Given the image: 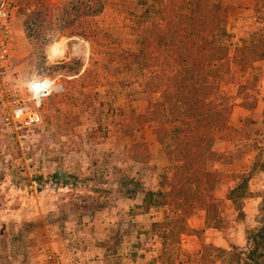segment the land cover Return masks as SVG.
I'll list each match as a JSON object with an SVG mask.
<instances>
[{"label": "rangeland", "instance_id": "obj_1", "mask_svg": "<svg viewBox=\"0 0 264 264\" xmlns=\"http://www.w3.org/2000/svg\"><path fill=\"white\" fill-rule=\"evenodd\" d=\"M49 1L59 27L61 9L75 0ZM211 1L221 5L230 35L223 43L232 60L213 99L225 104L228 125L208 133L212 148L223 155L208 166L218 172L213 197L222 201V227H209L198 206L187 220L198 231L190 242L188 234L174 235L175 226H153L177 217L179 210L145 212L142 192L127 196L132 190H166L165 177H172L166 146L172 135L162 144L156 124L142 116L151 98L159 97L153 94L155 73L120 58L137 49L138 37L160 15L139 0H98L102 11L90 22L84 16L88 0H76L82 15L78 28L102 34L87 39L56 33L38 48L25 32L21 11H32L35 1L9 0L8 56L0 61V264H130L133 254L147 249L158 250V258L169 264H224L219 249L249 250L247 234L260 226L264 204V59L253 62L255 56L246 59L240 49L264 33V0ZM173 4L149 0L156 8ZM176 4L185 7L181 0ZM57 43L66 49L64 58L49 53ZM244 60L253 63L242 72ZM43 77L58 78L66 90L45 100L38 126L20 128L12 111L30 102L33 83ZM235 160L237 168L225 166ZM244 178L250 196L241 217L227 194Z\"/></svg>", "mask_w": 264, "mask_h": 264}, {"label": "trees", "instance_id": "obj_2", "mask_svg": "<svg viewBox=\"0 0 264 264\" xmlns=\"http://www.w3.org/2000/svg\"><path fill=\"white\" fill-rule=\"evenodd\" d=\"M34 1L36 6L32 11H21L26 14L25 32L29 37L36 38L38 48L43 47L40 45L42 40L54 41L56 33L69 37L83 35L87 39H95L102 34L94 27H89L87 31L78 28L82 24V15L76 0L64 4L60 11L63 25L59 27L52 21L54 5L49 0ZM88 2L84 16L93 22L103 7L96 4L98 0ZM176 2L173 0L174 4L169 8H156L149 5V0H139L140 4L147 6L146 11L159 14L160 20L153 22L138 37L136 50L123 51L120 58L129 67L136 65L142 71L152 70L155 73L152 88L153 94H159V97L151 98L142 116L147 122L156 124L155 134L162 144L165 145L166 138L172 135V143L166 144L172 177H165L163 183L168 189L132 190L127 196L136 198L142 192L141 207L145 212L155 207L179 210L177 217L156 222L153 226L164 229L175 226L174 235L180 238L183 234H198V231L188 227L187 222L198 206L205 210V221L209 227H222L219 212L222 201L213 197L218 172L208 166L221 160L223 155L212 148L208 133L228 125L225 104L213 99L218 92V83L232 60L223 43L230 35L223 24L220 3L181 0L185 7L179 10ZM44 20L48 21L46 27L42 26ZM240 50L246 59L250 54L255 56L253 62L263 60L264 33ZM248 65L247 60L239 63L242 72L248 69ZM262 169L264 171V164ZM248 182L249 179L244 178L227 194V199L235 203L241 217L244 216L243 200L250 196ZM168 236L169 233L164 231L162 237ZM247 242L249 250L246 253L236 246L230 250L219 249L224 264H264V204L260 226L248 231ZM245 254L246 258H243Z\"/></svg>", "mask_w": 264, "mask_h": 264}, {"label": "built area", "instance_id": "obj_3", "mask_svg": "<svg viewBox=\"0 0 264 264\" xmlns=\"http://www.w3.org/2000/svg\"><path fill=\"white\" fill-rule=\"evenodd\" d=\"M9 0H0V32H3V39L0 40V61H5L8 56V19L10 15ZM55 45V44H54ZM50 53V51H49ZM66 49L60 51L53 58H64ZM65 86L58 78L43 77L36 80L32 85L30 102H23L14 107L11 118L20 128H33L38 126L42 120L41 109L46 99L60 95L65 92Z\"/></svg>", "mask_w": 264, "mask_h": 264}, {"label": "crops", "instance_id": "obj_4", "mask_svg": "<svg viewBox=\"0 0 264 264\" xmlns=\"http://www.w3.org/2000/svg\"><path fill=\"white\" fill-rule=\"evenodd\" d=\"M227 168H237L239 166L238 161L235 160L234 162H229V164L225 165ZM188 240L190 242H194V239L197 238L196 235H188ZM192 250L195 249H191ZM133 258L131 259L130 264H169L165 260H160L159 257V251L154 249H147V250H141L137 255H132ZM135 256V257H134Z\"/></svg>", "mask_w": 264, "mask_h": 264}, {"label": "bare ground", "instance_id": "obj_5", "mask_svg": "<svg viewBox=\"0 0 264 264\" xmlns=\"http://www.w3.org/2000/svg\"><path fill=\"white\" fill-rule=\"evenodd\" d=\"M53 46H55V47H53ZM53 46H51V48L49 50L51 55H56L60 51H64V46H62V44L57 43Z\"/></svg>", "mask_w": 264, "mask_h": 264}]
</instances>
